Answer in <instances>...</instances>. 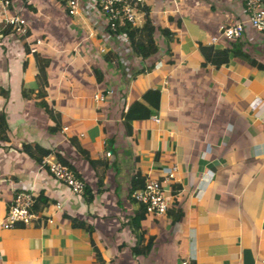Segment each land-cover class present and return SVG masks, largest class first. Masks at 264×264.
Returning a JSON list of instances; mask_svg holds the SVG:
<instances>
[{
	"label": "crops",
	"instance_id": "1",
	"mask_svg": "<svg viewBox=\"0 0 264 264\" xmlns=\"http://www.w3.org/2000/svg\"><path fill=\"white\" fill-rule=\"evenodd\" d=\"M66 3L27 0L21 11L27 39L43 42L35 53L50 60L44 97L35 94L33 53L18 50L2 65L7 76L0 75V86L8 93L0 96L6 124L0 222L14 193L24 190L35 195L34 210L50 214L52 222L42 216L29 225L0 226V264H94L90 241L100 264H175L188 254L190 264H264V29L246 24L230 40L236 51L225 64L200 68L198 43L208 41L219 24L246 19L240 0H143L135 27L147 12L157 46L145 59L132 54L123 34L107 32L93 3L78 0L73 15ZM226 42L219 39L213 47ZM47 43L67 64L49 56ZM95 50L116 59L86 65ZM107 89L113 94L104 101L92 99ZM147 89L158 90V109L133 120L127 134L122 113ZM34 144L49 153L40 158ZM48 156L71 166L87 185L90 202L40 166ZM173 164V178L163 183L169 211L130 222L138 208L129 199L130 185L145 177L161 180V169ZM62 213L88 223L91 233L71 227Z\"/></svg>",
	"mask_w": 264,
	"mask_h": 264
},
{
	"label": "built area",
	"instance_id": "2",
	"mask_svg": "<svg viewBox=\"0 0 264 264\" xmlns=\"http://www.w3.org/2000/svg\"><path fill=\"white\" fill-rule=\"evenodd\" d=\"M78 0H67V13L73 15L75 13ZM93 3L99 13L105 20V25L108 30L114 32L118 27L125 24L136 26V16L141 11L143 0H86ZM18 4H14L12 0H0V23L3 26L9 27L12 34L23 36L29 53L36 52L37 46L42 44L39 38L28 40L27 26L21 11L27 0H18ZM244 9L247 11V17L243 21H238L233 24L221 23L218 25L216 33L209 37L206 45H213L219 39L230 41L240 37L244 31V26L247 24L256 30L264 29V0H240ZM264 88V87H261ZM113 94L112 89H107L104 92H95L92 99L99 103L106 97ZM154 122H158L157 115H151ZM65 129V128H64ZM208 149V147H207ZM106 156L108 154L106 153ZM40 166L56 181L67 187L70 194L77 197L83 195L84 182L76 176L74 171L66 164L60 162L54 157H44ZM162 178L145 177L142 185L134 189L130 197L137 204L144 208L148 214H163L168 206L169 194L163 183L168 182L173 178L176 172V165L163 167ZM206 175H212L209 168H205ZM204 177H200L202 181ZM35 195L31 190L18 191L14 193L8 203L3 218L0 222L2 228H9L15 224L29 225L39 221L42 216L47 223H51V215L44 212H36L34 210ZM61 203L55 202L53 208L61 209ZM193 255L188 254L187 257L181 258L175 264H190Z\"/></svg>",
	"mask_w": 264,
	"mask_h": 264
},
{
	"label": "trees",
	"instance_id": "3",
	"mask_svg": "<svg viewBox=\"0 0 264 264\" xmlns=\"http://www.w3.org/2000/svg\"><path fill=\"white\" fill-rule=\"evenodd\" d=\"M143 7H141V10ZM106 30L108 33L111 34H123L125 37V40L129 47L131 48V52L135 57H138L140 59H145L151 56L153 53L156 52L157 46L155 44V40L153 37V31L154 28L150 25V21L147 15V12H144V21L143 24L140 27H135L129 24H125L123 26L118 27L114 32L110 31L107 29ZM10 28L5 27L0 23V37H6L7 34H9ZM28 35V33H27ZM14 41H11V43L7 42L3 44V47L1 49V52L6 54L8 51L6 48L10 47L9 49H14L15 47L13 46L14 43L19 45V47H16V50L18 51H23L24 53H28V47L26 46L25 40L23 36H19L14 34ZM12 44V45H11ZM197 50L199 55L201 56V62L199 63L200 68H203L205 65H209L212 67H218L222 64H225L228 61V54L230 52H235L236 49L231 47V42L227 41L225 43V46L222 48H215L213 45H206L205 43H198L197 45ZM14 53V52H12ZM2 54V53H1ZM12 55V54H11ZM34 61H35V67H36V74L35 78L37 81V89L35 91V94L44 97L45 91L44 87L47 82V67L50 63L49 58L47 57H42L39 56L37 53H33ZM116 59V55L108 52L105 57H103L104 60L110 61L111 58ZM10 58H6L5 60L8 61ZM22 66H24V63H22ZM151 66V65H150ZM150 66H147L146 68L148 69ZM139 72V71H138ZM93 73L97 74L98 72L96 69H93ZM180 73L177 72L176 74L174 73L171 78H169V81L177 79V75ZM7 89L3 88L0 86V96L3 97L4 99L7 98ZM158 101H159V93L157 89H147L143 94L141 95V99L137 101H133L132 103L129 104L127 110L122 113V125L126 131V133H130V123L133 120H140V119H145L148 118L149 115L156 111L158 109ZM39 106L42 109V111L50 118L52 119L53 116L51 115V108L49 105L44 101L40 100L39 101ZM6 130V124L4 121V114L2 113V110H0V140H4L5 136L3 133ZM35 147L36 153L40 155V158L42 156H46L49 151L48 150H43L37 145H33ZM40 158L37 160L40 161ZM62 161V160H60ZM91 161V160H90ZM92 162V161H91ZM63 163V161H62ZM65 163V162H64ZM69 168H71L70 165H68ZM72 169V168H71ZM77 176V175H76ZM78 177V176H77ZM79 178V177H78ZM142 185V182L139 181L136 185H130L131 188L128 190L129 194L132 192V188L140 187ZM171 189H176L173 184L171 185ZM170 189V190H171ZM128 194V196H129ZM83 197L85 202H90L92 197L90 195L89 189L87 185L84 184V190H83ZM129 199L132 200L131 197ZM169 209L166 208L165 212H168ZM146 212L144 211V208L141 205H138L137 210L133 214L132 217H130V222L132 223H138L139 220H141ZM62 217L68 220L69 225L73 228H82L86 230L89 234L92 231V227L86 223L85 221L81 220L77 216H70L66 213L61 214ZM179 217V214L172 216V222L177 220ZM93 249V259H94V264H100L102 263V259L100 257V253L98 249L94 246V244L90 241ZM150 245H146L144 248V251L146 252L148 250Z\"/></svg>",
	"mask_w": 264,
	"mask_h": 264
},
{
	"label": "rangeland",
	"instance_id": "4",
	"mask_svg": "<svg viewBox=\"0 0 264 264\" xmlns=\"http://www.w3.org/2000/svg\"><path fill=\"white\" fill-rule=\"evenodd\" d=\"M14 34H12L11 32H9V34H8V39H10V43H11V41H14ZM33 38H35V37H33ZM32 38V39H33ZM6 41H8V40H6L4 37L2 38V37H0V75L2 76L1 78L3 79V78H5V76H7V74H6V66H7V64H6V58H13L14 57V54H16V52H17V50H16V48H14V49H9L8 47L6 48L8 51L6 52V54H4L3 52H1V49H2V47H3V44L4 43H6ZM42 44H43V42H42ZM12 45V44H11ZM52 46V44L50 43H47L46 44V48H44V49H48V53H49V56L52 58V59H54V58H56V59H58L59 57L58 56H54V54H56V53H54L52 50H51V47ZM49 51H51L52 52V54H50V52ZM12 52H14V53H12ZM2 53V54H1ZM73 53H75L74 51H72L71 52V54L73 55ZM12 54V55H11ZM102 56V57H101ZM100 56V52L99 51H97V50H95V51H92V53H91V55L88 57V59H87V61L85 60V63H86V65L87 64H90V65H92V66H94V65H96V60L97 61H100L102 58H103V55H101ZM59 59H61L62 60V62L64 63V64H67V60H68V58H67V60L65 61V60H63L62 58H59ZM58 59V60H59ZM78 59V58H77ZM112 59H114L113 57L111 58V60ZM102 62V61H101ZM6 64V66L5 67H3L2 65L3 64ZM58 63V62H57ZM62 63V64H63ZM63 64V66L62 67H65V65ZM4 69V70H3ZM50 70H53V67H52V65H51V69Z\"/></svg>",
	"mask_w": 264,
	"mask_h": 264
}]
</instances>
